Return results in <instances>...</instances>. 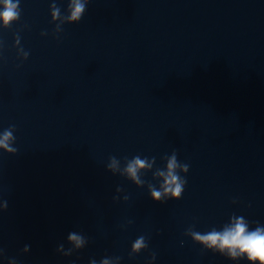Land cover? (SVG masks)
Returning a JSON list of instances; mask_svg holds the SVG:
<instances>
[{
    "label": "water",
    "instance_id": "1",
    "mask_svg": "<svg viewBox=\"0 0 264 264\" xmlns=\"http://www.w3.org/2000/svg\"><path fill=\"white\" fill-rule=\"evenodd\" d=\"M67 4L20 0L0 26V132L18 149L0 150V264H248L190 233L264 226V0H89L75 24ZM173 151L183 195L154 202ZM137 155L156 159L140 185L122 174Z\"/></svg>",
    "mask_w": 264,
    "mask_h": 264
},
{
    "label": "clouds",
    "instance_id": "2",
    "mask_svg": "<svg viewBox=\"0 0 264 264\" xmlns=\"http://www.w3.org/2000/svg\"><path fill=\"white\" fill-rule=\"evenodd\" d=\"M88 3L89 0H68L67 11L69 14L64 16L63 19L70 24L79 23L87 10ZM50 9L54 20L61 18V9L55 2L50 5ZM20 16V0H0V26L8 29L20 20ZM46 34L41 33V35ZM19 41L20 38L17 35L16 42L19 43ZM19 51L23 53L25 60H27L29 53L24 51L23 48H20ZM14 132V125L0 132V150L5 153L16 154L18 151L13 146L16 139ZM155 160V157H152L151 162H149V158L141 159L139 155L131 159L125 158L126 164L122 174H126L129 179L138 185L143 184L144 181L140 179L138 172L141 169L151 168ZM109 161L107 168L115 174L119 170V161L115 156L109 157ZM178 168L186 173L189 171V165L187 163L181 164L177 159L176 152L173 151L167 159V170L158 173L164 181L161 186L162 191L150 186L151 199L154 202L161 201L164 196H169L172 200L181 199L187 181L178 174L176 171ZM116 190L118 192L122 191L119 187ZM113 199L119 198L114 197ZM125 199H128V197H125ZM7 207V201L0 203V209H7ZM190 235L194 243L202 245L213 253H219L232 261L246 259L248 264H264V226L257 225L254 229H250L249 222L242 216L232 215L229 222L223 225L220 230L213 227L210 231L204 233L192 231ZM67 242L74 245L76 250H80L87 244V238L81 233L73 231L68 234ZM147 247L145 237L140 236L132 243L129 256L139 254ZM28 251L29 246L25 245L23 252ZM57 252L64 256H70L74 250L72 248L65 250L64 245L60 244ZM2 254L3 250L0 249V255ZM115 258L120 260V257ZM155 258V254H152V260H155ZM8 264H16V260L10 259ZM89 264H97V261L92 259ZM99 264H111V260L110 258H103L99 261Z\"/></svg>",
    "mask_w": 264,
    "mask_h": 264
}]
</instances>
